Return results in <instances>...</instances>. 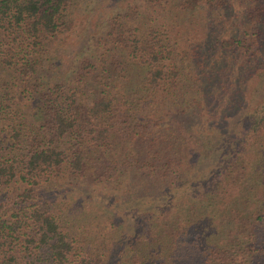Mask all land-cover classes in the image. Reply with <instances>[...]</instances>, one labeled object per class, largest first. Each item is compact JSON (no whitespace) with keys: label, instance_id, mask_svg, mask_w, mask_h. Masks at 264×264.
Instances as JSON below:
<instances>
[{"label":"trees","instance_id":"trees-1","mask_svg":"<svg viewBox=\"0 0 264 264\" xmlns=\"http://www.w3.org/2000/svg\"><path fill=\"white\" fill-rule=\"evenodd\" d=\"M70 3L0 0V264H264V196L249 199L264 193V0H127L149 16L104 21L107 68L81 60L63 79L31 82ZM219 90L232 113L262 117L214 149L210 167V140L190 142L183 122H229L212 107ZM65 176L122 182L131 204L147 194L122 208L134 226L157 225V239L95 253L39 192Z\"/></svg>","mask_w":264,"mask_h":264},{"label":"rangeland","instance_id":"rangeland-1","mask_svg":"<svg viewBox=\"0 0 264 264\" xmlns=\"http://www.w3.org/2000/svg\"><path fill=\"white\" fill-rule=\"evenodd\" d=\"M133 4L136 3L133 2ZM132 7L133 9H130L127 6V0H71L70 9L67 10L65 16L67 26L65 25L48 41L46 49L38 57L39 66L36 70V77H33L32 79L34 80L30 81L35 82L39 78L47 79L49 77H55L58 80L63 79L71 70L77 69L81 60L97 64L100 68H107L110 54L113 50H105L106 46L103 47L101 44L97 47L96 39L104 33V21L115 13L121 16L126 13L128 16L134 18L132 15H134L137 9L143 13L142 16L144 14L149 16L143 8ZM103 39L106 42L105 35H103ZM85 67V69H88V66ZM17 84L23 85L22 83ZM131 85H135V83H131ZM261 89L264 90L263 88ZM221 92L222 90H219L220 95L212 107L215 113L221 112L227 115L229 122L221 123L219 119L216 122L214 114L208 118L210 130L198 127V125L192 123L190 120L183 122L185 126H189L193 131L190 142H194V136L196 137V141L198 137H201L203 141L205 138L210 140L211 149H209V146L207 149L208 158H206L210 167L216 166L221 161L220 157L212 158L215 154L214 149L221 148L220 152L229 149L230 146L225 144H229V141L233 139L236 133L242 132L246 127L245 124L248 125L252 122L255 125L259 123L262 117V113L256 107L250 111H245L247 107H239L235 113H232L225 105L223 106V101L227 99V95H221ZM260 106L263 107L261 104ZM244 116L245 118H243ZM170 119L172 121L174 119L177 120L175 122L176 126L181 125L180 120L184 118L178 113ZM230 121H233V123H230ZM137 146L146 149L143 143H139ZM258 158L260 159V166L263 167L264 155ZM97 170L99 168L95 166V171ZM89 179V176L84 179L77 176H65L39 189V192L44 196H53L58 208L61 207L64 210L63 221L71 225L70 231L76 239L91 247L95 253L104 256L107 253L115 251L117 246H122L132 236L136 239L137 237L143 239L145 236H150L152 241L157 239V233L160 232L156 229L157 225H154L149 232L144 230V226H134L135 224L132 225L130 217L127 214L128 209L122 208L124 206L122 202L127 201L129 206H132L140 198L146 197L147 194L133 195V203L131 204L127 199L130 194L128 197H124L126 195V192H124L126 186L122 182H120V185L112 188L109 185H105V183L95 184L90 182ZM106 183L109 184L110 182ZM252 190L253 193L249 195L250 200L251 198H263V192L256 193L258 192L256 187H253ZM241 198L243 200V196ZM158 204L156 205V209L160 211V205ZM145 213L151 219L157 218L156 212L153 216L151 210H146ZM217 214L218 212L215 210L209 212L211 218ZM139 215L144 219L143 214ZM118 257V259L122 258L120 255Z\"/></svg>","mask_w":264,"mask_h":264}]
</instances>
